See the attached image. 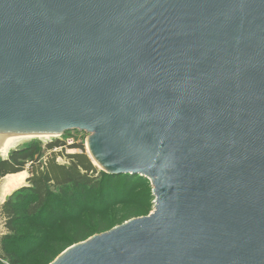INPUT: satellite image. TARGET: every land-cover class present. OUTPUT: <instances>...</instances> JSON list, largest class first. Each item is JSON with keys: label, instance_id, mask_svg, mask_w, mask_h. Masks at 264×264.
Returning <instances> with one entry per match:
<instances>
[{"label": "water", "instance_id": "1", "mask_svg": "<svg viewBox=\"0 0 264 264\" xmlns=\"http://www.w3.org/2000/svg\"><path fill=\"white\" fill-rule=\"evenodd\" d=\"M73 131L155 209L52 264H264V0H0V147Z\"/></svg>", "mask_w": 264, "mask_h": 264}, {"label": "trees", "instance_id": "2", "mask_svg": "<svg viewBox=\"0 0 264 264\" xmlns=\"http://www.w3.org/2000/svg\"><path fill=\"white\" fill-rule=\"evenodd\" d=\"M64 146L55 141L44 149L34 140L0 160V182L10 174H29L27 186L1 206L7 233L0 264H47L72 245L148 215L150 194L133 192L146 178L108 174L93 163L83 144L71 146L80 149L77 154H67ZM58 156L67 164L59 163Z\"/></svg>", "mask_w": 264, "mask_h": 264}, {"label": "rangeland", "instance_id": "3", "mask_svg": "<svg viewBox=\"0 0 264 264\" xmlns=\"http://www.w3.org/2000/svg\"><path fill=\"white\" fill-rule=\"evenodd\" d=\"M90 135L87 134V133H79V132H76V131H73V132H69V133H66L65 135L63 136H59L57 138H53V140L51 142H55V141H61V142H67L69 140H74V142L76 144H83L85 147H86V153L88 154V151H87V145H88V139H89ZM32 142V141H31ZM51 142H41L39 141V144L45 149L46 148V145L51 143ZM30 142H25L23 145L17 147L20 148V147H23L27 144H29ZM13 152V151H12ZM11 152V153H12ZM56 153L58 152H61L60 149H58V151H54ZM79 152L78 149H73V150H69L68 153L69 154H77ZM49 155V152L45 154L44 158H43V161H46V156ZM88 156L90 157V155L88 154ZM10 157V155L8 156V158ZM8 158H5V157H2L0 155V160H7ZM91 158V157H90ZM92 160V159H91ZM58 162L61 163V164H67V161L64 157L62 156H58ZM100 169V168H99ZM101 170V169H100ZM29 176V175H28ZM146 181L144 182L145 184L142 185L143 187H135L134 189V193H139V194H142V193H149L150 194V200H149V205H150V208H149V211H148V215L146 216H149L151 213H153L154 209H155V198L153 197V183L150 179L146 178L145 179ZM0 186H1V183H0ZM27 186V184L25 185ZM23 186V187H25ZM23 187H20L18 189H16L12 194H14L17 190L23 188ZM11 194V195H12ZM3 202L0 201V247H1V241H2V238L4 237V235L7 233L6 231V220L3 218L2 216V213H1V206H2ZM128 222V221H127ZM126 223V222H125ZM124 224V223H123ZM73 246V245H72ZM70 246V247H72ZM70 247H68L67 249H69ZM66 249V250H67ZM64 250L63 252H61L60 254L54 256V258L50 261L47 262V264H52L53 262H55L59 257H61L63 255V253L66 251ZM30 264H37L36 262H31ZM42 264H46V263H42Z\"/></svg>", "mask_w": 264, "mask_h": 264}, {"label": "bare ground", "instance_id": "4", "mask_svg": "<svg viewBox=\"0 0 264 264\" xmlns=\"http://www.w3.org/2000/svg\"><path fill=\"white\" fill-rule=\"evenodd\" d=\"M59 136H56L57 138ZM54 137L52 136H14L10 137L5 143L4 146L0 147V155L2 157L8 158L12 151L16 150L17 147L23 145L25 142H31L34 140L41 141V142H51ZM88 154L94 160L90 148L87 147ZM28 172L24 171L18 174H11L3 178L0 186V201L4 202L8 196H10L16 189L23 187L27 184Z\"/></svg>", "mask_w": 264, "mask_h": 264}, {"label": "built area", "instance_id": "5", "mask_svg": "<svg viewBox=\"0 0 264 264\" xmlns=\"http://www.w3.org/2000/svg\"><path fill=\"white\" fill-rule=\"evenodd\" d=\"M64 143H65L64 148L66 149L67 154H69V153H68L69 150L76 149V148H71V146L76 145V143L74 142V140H69V141L64 142ZM64 148L61 147L60 150L62 151ZM78 150H79V152H80V149H78ZM54 151H58V149H55ZM79 152H78V153H79ZM2 262H3V264H11L8 260H3Z\"/></svg>", "mask_w": 264, "mask_h": 264}, {"label": "crops", "instance_id": "6", "mask_svg": "<svg viewBox=\"0 0 264 264\" xmlns=\"http://www.w3.org/2000/svg\"><path fill=\"white\" fill-rule=\"evenodd\" d=\"M10 175H11V174H10ZM2 180H3V179H2ZM2 180H1V182H2ZM1 182H0V183H1ZM4 202H5V201H4ZM4 202H3V203H4ZM6 231H7V230H6Z\"/></svg>", "mask_w": 264, "mask_h": 264}]
</instances>
